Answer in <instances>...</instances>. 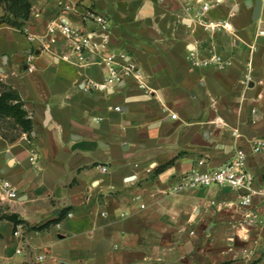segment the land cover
<instances>
[{
	"label": "crops",
	"instance_id": "1",
	"mask_svg": "<svg viewBox=\"0 0 264 264\" xmlns=\"http://www.w3.org/2000/svg\"><path fill=\"white\" fill-rule=\"evenodd\" d=\"M29 1L19 27L0 23V80L33 123L30 136L0 131V181L18 190L0 198V264H264V199L242 205L216 184L174 189L237 147L264 179V147L251 151L264 139V0L256 17L255 0ZM87 8L109 19L106 45L81 63L63 59L67 42L47 24L99 32ZM112 51L137 64L146 88L133 76L100 85ZM212 54L230 63L191 62Z\"/></svg>",
	"mask_w": 264,
	"mask_h": 264
},
{
	"label": "built area",
	"instance_id": "2",
	"mask_svg": "<svg viewBox=\"0 0 264 264\" xmlns=\"http://www.w3.org/2000/svg\"><path fill=\"white\" fill-rule=\"evenodd\" d=\"M78 4L76 0H66L63 5L64 10H77ZM203 8L206 9L207 5L204 4ZM83 20L92 21L96 23L100 31L95 30H81L79 27L67 23L65 21H50L47 24V32L53 34L58 32L62 38L67 42L69 53H63L62 58L75 63H81L84 61V53L87 50H101L105 47L109 19L104 13H101L93 8H87L82 15ZM264 33V31H260ZM29 41L33 40V37L28 38ZM55 38H50L49 41H54ZM45 45V42H42ZM118 53L108 52L102 57V62L106 63L108 66V74H106L104 81L100 83L101 86L105 87L111 82H116L125 76H133L138 82L139 86L146 88L145 82L141 78V72L137 67V64L128 58H122L121 62L116 61ZM192 58V57H191ZM193 65H207L215 64L219 67H224L230 63L229 60H222L220 56L212 54L209 57L191 60ZM116 110L120 109L119 105L115 106ZM166 109V108H164ZM172 117L175 116L174 113L171 114ZM264 147V139L255 140L251 145V151L257 152L262 150ZM246 157L247 152L240 147L235 148L232 156L225 162L219 164L218 166L205 170H190L184 172L179 179L178 184L174 187L176 190L189 187H204L212 184L219 186H228L239 192V202L242 205H248L250 202V196L252 194H257L262 199H264V179L258 181L255 174L246 167ZM38 158L37 150L33 147H29L28 159L30 161H36ZM102 171H106L107 167L105 165H100ZM18 197V190L16 186L8 179H2L0 181V198H10L16 199ZM71 213L68 212L67 215ZM250 216V214H246ZM18 230L14 233L18 234ZM247 239V235L243 236ZM252 246L245 251V255L250 256L256 252V247L258 241L256 239L252 240ZM20 251V249H17ZM41 257V256H39ZM264 260V253L262 254ZM251 264V262H248Z\"/></svg>",
	"mask_w": 264,
	"mask_h": 264
},
{
	"label": "trees",
	"instance_id": "3",
	"mask_svg": "<svg viewBox=\"0 0 264 264\" xmlns=\"http://www.w3.org/2000/svg\"><path fill=\"white\" fill-rule=\"evenodd\" d=\"M0 5L4 13L0 15V23H7L19 27L29 16L31 3L29 0H0ZM33 130V123L28 111L25 109L23 101L18 91L11 85L0 80V131L9 139H14L24 132L30 136ZM165 164L159 166L163 168ZM67 209H62L57 218L50 219L35 229L48 226L50 223L58 222L65 214ZM2 217L10 219L14 224L22 220L16 214H1Z\"/></svg>",
	"mask_w": 264,
	"mask_h": 264
},
{
	"label": "water",
	"instance_id": "4",
	"mask_svg": "<svg viewBox=\"0 0 264 264\" xmlns=\"http://www.w3.org/2000/svg\"><path fill=\"white\" fill-rule=\"evenodd\" d=\"M260 4H261V0H255L254 10H253L254 17H256L259 13Z\"/></svg>",
	"mask_w": 264,
	"mask_h": 264
},
{
	"label": "rangeland",
	"instance_id": "5",
	"mask_svg": "<svg viewBox=\"0 0 264 264\" xmlns=\"http://www.w3.org/2000/svg\"><path fill=\"white\" fill-rule=\"evenodd\" d=\"M33 264H37V263H33Z\"/></svg>",
	"mask_w": 264,
	"mask_h": 264
}]
</instances>
